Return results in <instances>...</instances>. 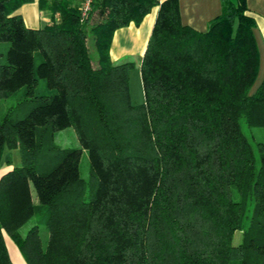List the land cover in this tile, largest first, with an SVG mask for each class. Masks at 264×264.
Segmentation results:
<instances>
[{
	"label": "trees",
	"instance_id": "16d2710c",
	"mask_svg": "<svg viewBox=\"0 0 264 264\" xmlns=\"http://www.w3.org/2000/svg\"><path fill=\"white\" fill-rule=\"evenodd\" d=\"M26 1L0 0V264H15L3 231L27 264H264L252 130L264 129V74L254 83L245 0H219L203 29L181 21L179 0H90L84 13L83 0H37L39 26L16 10ZM154 5L134 100V60L112 61L110 43ZM66 125L78 145L55 142Z\"/></svg>",
	"mask_w": 264,
	"mask_h": 264
},
{
	"label": "crops",
	"instance_id": "0c3cea01",
	"mask_svg": "<svg viewBox=\"0 0 264 264\" xmlns=\"http://www.w3.org/2000/svg\"><path fill=\"white\" fill-rule=\"evenodd\" d=\"M245 4L247 12L254 18L252 31L258 55L256 79L264 74V0H245ZM219 5V0H179V16L181 21L192 27L203 29L207 19L219 11ZM16 10L29 26H39L45 23L49 16L47 9L38 7L37 0L23 2ZM156 10L157 5H154L138 24L129 22L115 29L109 48L112 61L121 60L120 56L125 53L137 54L139 65Z\"/></svg>",
	"mask_w": 264,
	"mask_h": 264
},
{
	"label": "rangeland",
	"instance_id": "374dc122",
	"mask_svg": "<svg viewBox=\"0 0 264 264\" xmlns=\"http://www.w3.org/2000/svg\"><path fill=\"white\" fill-rule=\"evenodd\" d=\"M112 40V39H111ZM125 57H130L134 60V65L130 68L129 70V90L131 94V98L136 100L140 99L142 97V85H141V79H140V71H139V65L137 64V54H130V53H125L122 56H120V59H123ZM261 77V76H260ZM259 77V78H260ZM258 77H256L255 81L257 82L259 80ZM252 130L255 133V136L259 138L264 137V129L262 127H256L254 126ZM54 140L57 144L61 146H67V145H78L79 141L76 136V133L71 125H66L58 130H56L54 134ZM5 155H7L13 163H18L20 160L19 157V151L18 148L14 147L11 149H6ZM9 152V153H8ZM10 164H7L6 161L3 159L0 162V173L4 171ZM79 169L80 173L82 175H85L87 173V156L84 151L81 152L80 155V164H79ZM31 195L34 199V192L31 187ZM34 216L31 215L29 216L20 226H19V232L21 234H24L27 227L34 222ZM40 227V235L42 239H44V236L46 235V230H44L42 225H39ZM3 237L5 240V243L7 245L9 255L13 262L15 264H27L25 259L23 258L21 252L19 251L17 245L15 242L12 240V238L9 236V234L5 231H3ZM238 238V232L234 231L232 240L236 241Z\"/></svg>",
	"mask_w": 264,
	"mask_h": 264
},
{
	"label": "built area",
	"instance_id": "2783aa9c",
	"mask_svg": "<svg viewBox=\"0 0 264 264\" xmlns=\"http://www.w3.org/2000/svg\"><path fill=\"white\" fill-rule=\"evenodd\" d=\"M89 2L90 0H83L81 8H82V13H84L86 11V9L89 8Z\"/></svg>",
	"mask_w": 264,
	"mask_h": 264
}]
</instances>
